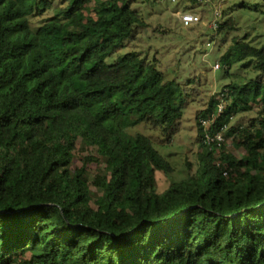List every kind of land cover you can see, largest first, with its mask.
<instances>
[{
	"label": "trees",
	"instance_id": "trees-1",
	"mask_svg": "<svg viewBox=\"0 0 264 264\" xmlns=\"http://www.w3.org/2000/svg\"><path fill=\"white\" fill-rule=\"evenodd\" d=\"M49 8L0 0V264H264V45L236 36L220 58L227 75L257 71L224 85L209 129L225 127L246 153L204 143L198 118L215 93L197 113L194 169L157 191L156 171L173 167L128 129L171 136L187 88L135 50L117 54L147 25L129 0H68L33 25ZM250 110L248 125L229 126ZM93 162L104 168L90 183Z\"/></svg>",
	"mask_w": 264,
	"mask_h": 264
},
{
	"label": "rangeland",
	"instance_id": "rangeland-1",
	"mask_svg": "<svg viewBox=\"0 0 264 264\" xmlns=\"http://www.w3.org/2000/svg\"><path fill=\"white\" fill-rule=\"evenodd\" d=\"M68 0H48L49 9H43L32 18V24L51 16L54 8L65 5ZM133 9L139 11L147 25L141 28L135 39L126 40L117 54L135 50L142 57L156 63L166 79H175L187 88L184 95V107L178 130L171 134L149 123H140L130 127V133L141 132L148 135L154 146L171 163L172 171H156L155 189L164 190L171 181L188 175V168L194 169L197 152L201 150L197 124V113L207 107L211 98L224 85L233 80L248 81L257 76L253 68L234 64L230 68L215 69L220 62L221 54L236 36H247V39L258 47L264 45V0H201L190 3L183 0H129ZM221 12V25L226 20L233 23V28L214 30L210 27L214 10ZM181 12H193L200 16L196 23L185 25L180 17ZM210 42V45H208ZM116 54V55H117ZM114 55V56H116ZM114 56H108V62ZM257 116L256 110L238 112L229 126H246ZM225 145L230 154L242 156L244 147L233 140V135L225 133ZM79 152H76L74 164L79 163ZM83 155V154H82ZM189 164V165H188ZM104 164L91 163L89 181ZM190 169V171H191ZM93 192H98L92 186Z\"/></svg>",
	"mask_w": 264,
	"mask_h": 264
},
{
	"label": "built area",
	"instance_id": "built-area-1",
	"mask_svg": "<svg viewBox=\"0 0 264 264\" xmlns=\"http://www.w3.org/2000/svg\"><path fill=\"white\" fill-rule=\"evenodd\" d=\"M221 12L219 10L215 9L212 17V21L210 22V27L214 30H218L220 24H221ZM180 17L182 22L185 25H189L192 23H196L200 20V16L193 13V12H181ZM208 45H210V42H208ZM221 67L220 62H216L214 64L215 69H219ZM216 98L218 99V103L216 106V109L209 112L206 116H200L198 118V121L200 122L202 128H203V141L204 143L209 147H214V145L220 146L225 140V135L223 133L224 128L220 131H216L215 133L210 132V125L214 122L217 115L223 110L225 106V101L227 100L228 96V88H222L220 91L216 93Z\"/></svg>",
	"mask_w": 264,
	"mask_h": 264
}]
</instances>
